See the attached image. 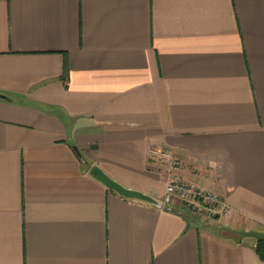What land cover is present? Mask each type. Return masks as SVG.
Returning a JSON list of instances; mask_svg holds the SVG:
<instances>
[{
	"label": "crops",
	"instance_id": "1",
	"mask_svg": "<svg viewBox=\"0 0 264 264\" xmlns=\"http://www.w3.org/2000/svg\"><path fill=\"white\" fill-rule=\"evenodd\" d=\"M0 95V264H264V0H0Z\"/></svg>",
	"mask_w": 264,
	"mask_h": 264
},
{
	"label": "built area",
	"instance_id": "2",
	"mask_svg": "<svg viewBox=\"0 0 264 264\" xmlns=\"http://www.w3.org/2000/svg\"><path fill=\"white\" fill-rule=\"evenodd\" d=\"M148 159L170 173L180 171L184 166L182 159L169 147L152 149ZM175 203H179L190 215L208 223L232 212V207L218 191L180 177L168 182L165 188L163 204L172 207Z\"/></svg>",
	"mask_w": 264,
	"mask_h": 264
},
{
	"label": "water",
	"instance_id": "3",
	"mask_svg": "<svg viewBox=\"0 0 264 264\" xmlns=\"http://www.w3.org/2000/svg\"><path fill=\"white\" fill-rule=\"evenodd\" d=\"M0 98L7 100V98L3 95H0ZM74 150L76 151L78 156L83 161H85V158L82 156L80 150L77 147H74ZM89 173L93 178L100 181L106 187H108L110 190L116 192L117 194H119L120 196H122L124 198L142 201V202L154 205L156 207H162L163 206L162 203L158 199H156L150 195H147L143 192L133 190V189H129V188L123 186L121 183L114 180L112 177H110L105 171H103L98 166L91 167Z\"/></svg>",
	"mask_w": 264,
	"mask_h": 264
},
{
	"label": "trees",
	"instance_id": "4",
	"mask_svg": "<svg viewBox=\"0 0 264 264\" xmlns=\"http://www.w3.org/2000/svg\"><path fill=\"white\" fill-rule=\"evenodd\" d=\"M256 250L258 254L260 255V257L264 260V239L259 240Z\"/></svg>",
	"mask_w": 264,
	"mask_h": 264
}]
</instances>
